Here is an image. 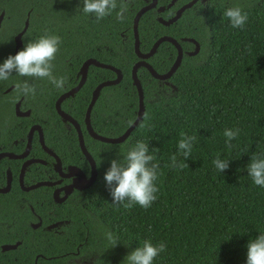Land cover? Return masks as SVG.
<instances>
[{
    "label": "trees",
    "instance_id": "trees-1",
    "mask_svg": "<svg viewBox=\"0 0 264 264\" xmlns=\"http://www.w3.org/2000/svg\"><path fill=\"white\" fill-rule=\"evenodd\" d=\"M138 2L134 1L135 8ZM124 3L127 11L122 22L114 20L115 14L97 22L93 15L82 12L83 0H0V14L5 11L0 28V63L15 55V36L29 17L20 50L45 34L60 36L54 74L67 77L63 89H56L47 80L15 73L0 85L28 80L49 93L48 101L53 106L56 96L77 84L83 62L96 57L120 68L123 79L103 88L92 109V125L106 136L123 134L139 109V94L132 79V68L139 57L132 17ZM207 3L205 9L195 6L186 10L177 26L160 23L155 10L141 18L142 51L147 52L165 34L178 40L193 37L199 41L200 51L193 56L185 54L167 81L154 78L145 67L139 69L147 119L144 114L124 142L107 143L87 136L88 149L97 162L101 161L98 181L89 195L71 205L75 226L68 233L34 234L32 240L25 241L36 245L38 252L45 253L46 244L55 249L48 251L55 258L40 262L77 264L69 262L68 255L80 248L81 254L95 256V264H126L125 256L150 240L154 245L161 241L166 244L153 264H246L249 240L264 232V187L254 184L246 167L254 154L264 157V0ZM237 5L248 13L243 29L232 28L223 16L227 7ZM126 28L127 36L123 37L120 30ZM181 44L185 51L193 48L190 42ZM176 56L175 46L164 42L148 61L159 73H165ZM115 76L113 70L91 66L84 86L75 98L70 97L81 122L93 89ZM237 128L239 135L229 148L224 130ZM181 132L196 138L186 160L178 151ZM138 140L149 145V153L160 165L156 181L159 192L149 208L134 204L126 209L122 204L113 205L104 174L111 160H123V154ZM72 146L78 156L76 134ZM154 148L159 151L154 153ZM173 154H177L178 162L185 163L183 169L167 166ZM217 155L229 160L228 169L222 173L213 164ZM107 231L118 238L117 246L110 247Z\"/></svg>",
    "mask_w": 264,
    "mask_h": 264
},
{
    "label": "flooded vegetation",
    "instance_id": "flooded-vegetation-1",
    "mask_svg": "<svg viewBox=\"0 0 264 264\" xmlns=\"http://www.w3.org/2000/svg\"><path fill=\"white\" fill-rule=\"evenodd\" d=\"M125 1L128 4L127 14L132 17L133 30L137 13L143 7L153 3L154 0ZM134 1H139L138 8L134 7ZM208 1L210 0H157L155 7L146 12L155 10L156 19L162 23L160 18L166 21L171 20L177 16L183 7L192 3L173 23L169 25L162 23L165 26H177L186 10L195 6L205 9L208 7ZM162 7L164 10H160ZM120 34L126 37L127 28L120 30ZM184 38L193 37H181V40L176 38L180 43L181 41L192 43L193 48L191 50L185 51L183 49L185 56V54L189 55V52L196 49V44L189 40H183ZM89 58L97 59L96 57H88L87 59ZM77 77L78 84L81 79L79 72ZM15 85L16 83L0 85V264H47L43 261L56 257L48 254V251L55 250L52 245L46 244L43 248L46 252L42 253L37 251L36 245L25 241L32 240L34 234L55 236L68 233L75 226V220L70 212L71 205L75 200L82 201L85 196L89 195L98 181L99 168L96 158L90 152L96 161L97 176L94 183L87 186L86 182L93 175L92 164L81 149L79 132L75 124L63 119L56 107L60 96L76 85L56 96L53 106L48 101L49 93L47 91L36 88L35 96H24L17 92ZM96 87L92 91L88 106ZM76 94L70 97L75 98ZM70 97L62 102L61 107L80 124L88 148L86 138L87 136L93 137L85 124L87 109L83 122H81L74 114L76 107ZM75 134L80 149L78 156L72 146ZM75 185H79L81 188L75 187ZM83 222L86 223L87 221ZM71 253L73 254L68 255L69 262L95 264V256L93 254H81L80 248ZM67 254L69 253L65 255ZM40 260L43 261L40 262Z\"/></svg>",
    "mask_w": 264,
    "mask_h": 264
},
{
    "label": "clouds",
    "instance_id": "clouds-1",
    "mask_svg": "<svg viewBox=\"0 0 264 264\" xmlns=\"http://www.w3.org/2000/svg\"><path fill=\"white\" fill-rule=\"evenodd\" d=\"M127 5L124 0H83L82 12L85 15H93L97 22L116 14V19L123 21ZM223 16L230 22L232 28L243 29L248 21V13L237 5L227 7ZM62 43L60 36L45 34L35 41L26 43L25 47L15 55H9L3 63H0V81H7L15 73L20 77H27L38 80H47L56 89H63L66 76L54 74V63L59 47ZM18 93L24 96H35L36 86L24 80L15 85ZM145 119L147 115L145 114ZM131 124L132 122L129 121ZM239 129H225L223 135L226 137V144L232 147L231 141L239 135ZM178 151L185 160L191 156L194 136L184 132L180 133ZM159 149L154 148L153 152ZM156 156L149 153V145L143 140H138L133 147L123 154V160L113 159L110 167L104 174V180L112 196L113 205H123L130 209L134 204L147 209L157 199L159 188L156 181L159 176V163L154 162ZM171 168L183 169L186 165L178 162L177 154L170 157ZM101 161L97 162L99 166ZM219 172H224L229 167V160L221 159L217 155L213 161ZM247 173L255 185L264 187V157L253 155L247 164ZM127 201V203H125ZM110 247L118 244V238L111 231L105 233ZM109 247V248H110ZM166 250V244L161 241L154 245L150 240H145L141 247L135 248L124 258L126 264H153L154 259ZM246 264H264V232H261L247 244Z\"/></svg>",
    "mask_w": 264,
    "mask_h": 264
},
{
    "label": "water",
    "instance_id": "water-1",
    "mask_svg": "<svg viewBox=\"0 0 264 264\" xmlns=\"http://www.w3.org/2000/svg\"><path fill=\"white\" fill-rule=\"evenodd\" d=\"M156 2H157V0H154V2L151 3L150 5L143 7L137 13L135 20H134L133 30H134V37H135V51H136L137 56L139 57V60L134 64V66L132 68V79H133V84L136 86L138 94H139V109H138V114H137L135 121L126 129V131L117 137L106 136V135H102V134H99L98 132H96L92 126V123H91L92 109H93V107L97 101V98H98L102 88H104L106 86H110V85H116V84L120 83L123 79V73H122L121 69H119V68H117L111 64L100 62L99 60H97L95 58H89V59L85 60V62L83 63V65L81 66L80 71H79V76L81 77L79 83L75 87L70 89L69 91L63 93L56 103L58 113L62 116V118L65 119L66 121L68 120V121L75 124V126L79 132V141H80L81 149H82L84 155L86 156V158L92 164L93 175L90 178V180L88 182H86L87 186L92 185L96 179V176H97L96 161H95L94 157L92 156V154L90 153V151L88 150V148L86 147V144L84 141V136H83L80 124L73 117H71L68 113H66L62 109L61 104L66 98H68L70 96H74L81 89V87L85 84V82L87 80V76H88L89 67L91 65L111 69V70L116 72L117 77L112 79V80H106V81L101 82L96 87V89L94 90L91 102H90V104L87 108V111H86V117H85L86 128L93 138L100 140L102 142H107V143H115V144L116 143H122L131 135V133L135 130V128L142 121L144 114H145V110H146L144 88H143V84L141 82V79L138 75L139 69L141 67H145L146 69H148V71L151 73V75L154 78L161 80V81H167L178 70V68L180 67V65L182 63L183 57H184V51H183V47H182L181 43L176 38H174L172 36H168V35H164V36L160 37L159 39H157L155 41V43L153 44L152 48L148 52H142L141 51V49H140V35H139V20H140V18L144 12H146L148 9H151L152 7H155ZM191 5H192V3H189L187 6L183 7L178 12L177 16L174 17L173 19L166 21L163 18H160V21L165 25H169V24L173 23L175 20H177L181 16V14L185 10V8L190 7ZM160 10H164V7L160 8ZM29 16H30V13H29ZM4 17H5V11H3L0 14V28L2 26ZM29 24H30V20L28 17L25 21L24 28L20 32H18L17 35L15 36V52H18L20 50V48L23 46V36H24L25 32L27 31ZM183 40H189V41H192L196 44V49L189 52V55H196L200 51V44L197 40H195L193 38H184ZM166 41L172 43L177 48L178 54H177L176 60L174 61L173 65L171 66V68L165 73H159L153 67V65L148 62V58L153 56L158 51L159 46L163 42H166ZM172 86L174 87V85H172ZM75 187L81 188V186H79V185H75Z\"/></svg>",
    "mask_w": 264,
    "mask_h": 264
},
{
    "label": "rangeland",
    "instance_id": "rangeland-1",
    "mask_svg": "<svg viewBox=\"0 0 264 264\" xmlns=\"http://www.w3.org/2000/svg\"><path fill=\"white\" fill-rule=\"evenodd\" d=\"M18 80H21V78L19 77V79ZM19 82H21V81H19Z\"/></svg>",
    "mask_w": 264,
    "mask_h": 264
}]
</instances>
